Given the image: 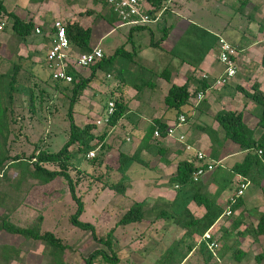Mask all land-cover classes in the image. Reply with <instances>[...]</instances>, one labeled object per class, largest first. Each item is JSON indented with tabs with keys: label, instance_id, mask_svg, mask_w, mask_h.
<instances>
[{
	"label": "trees",
	"instance_id": "trees-1",
	"mask_svg": "<svg viewBox=\"0 0 264 264\" xmlns=\"http://www.w3.org/2000/svg\"><path fill=\"white\" fill-rule=\"evenodd\" d=\"M35 1L31 0V2ZM43 1L38 0L37 2L41 3ZM95 2L98 3L97 0ZM166 2L167 0H148L149 5L153 8L152 14H157L164 10L167 5ZM101 3L107 7L106 0H101ZM0 16H5L6 22L10 23L12 34L18 39V45L26 44L33 36L39 37L46 45H49L54 36L53 23L48 28H40L42 34L37 35L35 33L37 27L33 17H20L15 10L7 11L1 0ZM101 20L106 21L111 26L123 24L118 15L110 8ZM64 27L72 53L86 54L94 49L90 45L91 25L84 27L78 21L66 20ZM147 28L148 25L135 26L131 28V32ZM166 30L164 29L163 37L157 43L165 39ZM156 45L158 44L153 46ZM217 47L218 37L198 25L190 24L188 26L178 45L169 51L172 59L175 58L180 64H188L193 67L192 75L187 78L184 84L179 86L170 82L172 70L169 64L158 73L141 65L131 70L128 62L132 57V53L125 52L123 46L119 47L112 56H106L103 53L102 59L89 67L90 74L88 76H85L81 71L84 69L75 70L70 67L67 71L72 76V82L69 84L53 80L50 72L41 80L42 77L37 76V70L26 67L21 57H18L15 61L0 58L1 63L10 62L6 71H0V174L4 177L9 170L15 171V180L14 183H11V186L18 192L25 185L28 186V181L30 180L40 186L49 185L57 179H61L66 183L70 198L75 204V210L70 216L71 225L81 231L88 232L92 240L104 246V248H98L89 254L83 260V264H98V260H100V264L119 263L121 260L119 252L131 244L134 241V237L125 240V244L121 246L118 243L117 236L120 231L117 229L128 224L142 222H146V224L148 223L151 226L159 219H165V221L166 219L168 221L173 219L175 224L186 230L182 239L175 245L169 246L164 252L159 264H181L192 250L194 241L199 243L198 252L205 257L204 264H216L226 256L234 264H248L250 253L240 249L239 241L246 236H251L255 243L264 240V212L258 215L255 223H250L245 230L237 232L236 245L234 247L228 246L225 249L226 246L222 245L219 250H217L218 248L210 250L208 247L209 242L203 238L219 218L224 217L229 220L239 209L242 197H238L233 201L230 199L235 193L236 187L241 183L259 188L264 203V93L259 89L257 82H253L248 90L240 85L237 86L244 99V108L248 102L260 108V114L256 116L257 123L254 127L250 128L248 122L245 121L243 110L216 112L213 116V120L218 125V130L216 131L207 126L199 127L202 132L208 135L212 146H218V150H223L226 143H231L242 151L244 155L240 162L234 163L226 170L219 165L218 156L212 155L214 161L208 158H206V161L213 162V169L205 171L203 176L197 182H194L193 173L198 169L195 158L193 160L180 161L177 164L175 174L169 180V184L174 189L173 200L164 206L149 205V202L144 201L132 204L121 214L117 219L118 221L114 223L115 225L108 228L109 232L106 233L105 239L97 236L96 227L92 223L80 221L84 211V204L76 194L74 181L69 174V167L72 165L78 169L79 165L86 161L85 158L88 153L93 152V158H87V161L93 165L103 166L107 171H113L120 175L119 179L115 181L107 179V182L104 183L105 188L112 190L116 195L123 194L125 190L123 183L129 182L126 178L130 167L133 164H140L144 167L149 166L150 160L154 156L153 150L160 147L159 140L167 138V128L170 125H174L181 115L185 117V121L188 123L191 119V110H193L191 108L193 106L192 100H195L199 93L204 94L209 86H215V81L218 78L214 81L209 78L198 79L193 74L200 69L206 55L210 51L218 50ZM43 63H46V58ZM260 65L264 69V54ZM100 71L104 72L106 78L112 76L118 82L119 90L125 86L136 90V96L146 88L155 87L156 78L170 84L162 99V103L165 106L164 113L170 114L171 117L165 118V116H162L160 119H154L152 123L147 124L144 128V136L130 157L122 151V145L126 142L125 136L121 137L119 145L115 147L117 151L115 156L109 159V154L107 153L109 148H112L107 141L109 136L108 128L114 127L129 113L128 105L121 95L115 96L113 92L110 93L108 102L112 101L114 103V111L103 130H98L100 125H96V121H86L81 126L74 121V107L80 102L89 84L97 77V73ZM41 84L42 87L44 86L43 89L49 91V93H46L47 95L44 93L45 90L41 89ZM190 86H193L192 91H190ZM42 93L45 98L49 96L47 101L50 102L55 96L62 98L69 96L66 113L68 124L66 141L56 152H50L49 144L39 140V143L37 142L33 145L31 154L26 158H24L23 154L12 155L10 148L7 147V139L11 133V124L15 122L13 103L20 99L27 104L28 110L32 111L35 109L36 104L41 106ZM202 100L203 97L196 107L200 105ZM106 106L103 108V115ZM257 130H259L258 135H256ZM155 132H158L157 137L154 136ZM165 150L167 149L165 148ZM145 152L148 155L147 158H144L143 154ZM113 159L115 163L112 162L111 164ZM204 170H206L205 166ZM235 179H237V182ZM203 183H216L215 191L210 193ZM233 184L235 185L234 189L232 188ZM31 188H33L32 185L25 188L22 193L26 194ZM228 190L230 193L227 194L222 203H219L217 197ZM3 196L0 197V204L4 202ZM191 203L204 210L201 217H195L189 211L188 206ZM5 209L0 213V233H3L7 238H20L22 241L18 244L19 246L30 241L38 242L43 247L42 253L47 264H63L67 248L53 232L43 230L41 216H38L29 224H19L12 221V214L17 210V206ZM227 211H230L229 216H225ZM237 219L239 218L237 217L235 220ZM234 221L231 224H234ZM144 231L139 233V235H143ZM119 234L123 236V232ZM182 240L186 242L185 246L187 248L180 246ZM212 240L216 241L219 246L221 237L212 235ZM18 245L15 246L12 243L0 244V264H13L19 260L21 253ZM263 259L262 253L257 254L252 257L251 264H264Z\"/></svg>",
	"mask_w": 264,
	"mask_h": 264
},
{
	"label": "crops",
	"instance_id": "crops-1",
	"mask_svg": "<svg viewBox=\"0 0 264 264\" xmlns=\"http://www.w3.org/2000/svg\"><path fill=\"white\" fill-rule=\"evenodd\" d=\"M33 4L34 3L30 2L27 6L21 8L16 5L13 10H15L20 17H33L36 27L39 28H48L51 26V23L48 22V17H53L56 20L63 22L66 20H75L84 27L91 25V47L101 48V42L107 38H111L110 43L115 47L113 49L114 52L119 47L123 46L125 52L132 53L131 59L128 58L130 60H128V63L131 66V70L134 67L141 65L146 69H152L158 73L157 70L154 69L156 67L153 65L156 61L160 64L163 63L164 67L169 64L172 70L170 82L178 86L184 84L187 78L192 75L193 67L188 64H180L177 59H172L171 56L170 58L164 60V56L159 55H161L162 52L163 54H169V51L178 45L190 24L198 25L218 37V50L210 51L206 55L200 69L193 74L196 78L200 79L205 75L206 78L214 81L223 75L224 67L218 60L220 40H224L238 49L235 59L236 75L222 87L209 86V88L204 92L203 100L198 107H196V105H198L196 103V99H193L191 102L193 103V106H191L193 109L191 110V119L178 130L179 132L185 134L187 143L192 147V149L185 150L184 146L177 141V135L159 140L160 147L153 150L154 156L152 159L150 158V165L144 167L140 164H133L130 167L126 178V180L131 183H123L125 186L123 194H114L113 198L117 200L122 196L124 197V200H127L125 199V196L128 197L130 194L132 195V198L130 199L131 202L133 201L132 204L144 201L155 203L157 206L168 205L174 198V189L169 184V180L175 174L177 164L183 160H193L196 151H203L206 154V157L213 161L214 158L212 155H217L219 158V165L226 170L234 163L241 161L244 155L242 151L238 150L231 143H226L223 150H218V146H212L208 135L202 132L199 127L207 126L214 131L218 130V125L213 120V116L216 112L229 110H243V117L245 121L248 122L250 128H252L250 124L253 122L255 124L257 123V117L255 116V110L252 108V103L248 102L244 108V99L242 94L238 91L239 87L237 86L240 85L248 90L253 82H257L259 84V89L264 93V69L260 65L264 51L262 55L258 52V49L260 50L259 46L264 44V0H167L166 8L161 14L162 19L165 21L164 29H167V36L165 40H161L157 43L162 37L160 39H155V37H153L154 35L151 33V40L144 46L139 42L138 38H136V40L134 39V35L138 37L140 35V31L142 30L131 32L132 27L130 26H111L104 20H101L102 22L100 21V24L97 25L91 24L90 20L93 11L87 9V3H85L84 0H70L68 2V8L65 12L61 11V7L59 5L51 7L48 0H44L39 3L36 5L37 7L32 10L30 5ZM29 7L31 9H29ZM62 12H64V14ZM76 12H78V14H76ZM22 13L24 15H22ZM83 13L85 14L83 15ZM99 28H102V30L101 32H96L95 36L93 34L94 30L97 31ZM124 38L127 40H124L123 42L122 39ZM168 39H170V44L168 48H165L164 44L165 42H168ZM119 42H121V44L117 45ZM127 43H130L131 48H125ZM155 44L158 45L153 46ZM28 47L31 49L33 48V45H28ZM48 47L49 45L44 51V59ZM30 49L26 50V57L22 55L20 56L22 57L21 59L26 62V67L35 69V67H37L35 63L38 60L34 58L29 59L32 55V53H30ZM146 51L150 52L149 54H152L149 56L151 57L150 60L148 59L149 62L142 59ZM73 54L78 55L79 53L73 52ZM46 70L49 71L47 66ZM155 83V87L146 88L137 96L136 90L126 86L134 92L128 96L135 97L134 100L128 104V112L132 114L129 116H133V121H131L132 124L127 127L128 133L125 137V143H127L128 146L126 149L122 148V151L129 157L132 156L138 146V143L144 136V128L147 124L152 123L154 119H160L162 116H165V118L171 117L170 114L164 113L165 106L162 103V99L170 84L159 78L155 79ZM116 85L112 87H116ZM192 90L193 86H190V91ZM122 91L119 89L112 91L110 89V93L113 92L115 96H119L121 94L122 96H127L125 91ZM126 92L128 94V91ZM82 98L83 96L80 100H82ZM122 120L123 119L111 128V133H117ZM169 123H171V121H169ZM165 148L167 150H165ZM114 151L117 154V151ZM114 151L112 150L110 152V155L108 156L109 159L113 157L112 154ZM143 155L144 158H147L148 156L146 152ZM119 177L117 179H119ZM235 181L237 182V179H235ZM150 185L157 188L158 192H160V194L157 192L154 200H151L150 197L147 196L142 197L140 196L141 194L136 193L140 190L136 192L133 190L135 188H147ZM203 185L210 193L214 192L216 189V183H203ZM234 186L235 185L233 184L232 188ZM228 193H230L229 190L220 194L217 197V201L222 203ZM243 196L239 209L234 213L233 217L229 220L224 217L219 218L209 231L215 237H221L220 247L224 245L226 246L225 249H227L228 246L234 247L236 245L237 232L245 230L250 223H255L258 215L261 212H264L263 199H261L263 206H253L247 208V203ZM188 209L195 217H201L204 213V210L201 207H198L193 203L189 204ZM102 212L99 214L100 217H103L102 215H104L107 222L111 221L108 228L113 227L115 225V217H117L116 209H110V211L106 210ZM237 217L239 219L235 220ZM163 220L159 219L157 220V223L154 222L151 226L148 223L146 224V222L128 224L118 228L117 230L123 232V236H129V238L132 237V234L141 233L145 229L146 232L158 229L164 231L163 238L158 241H160L161 244L167 243V247L159 255H157L158 257L156 259L157 262H159L168 247L175 245L178 241H180L186 231L175 224L173 219H170V221L166 219L164 224L160 225V221ZM233 221L234 224H231ZM166 235L168 237L170 236V238L166 239ZM198 244L199 243L197 241H194L192 250L181 264H188L187 262L192 254L196 251L198 252ZM239 244L238 245L241 250L248 251L250 253V256L248 257V264H251V259L255 256L254 249H256L259 245L262 246L264 244V240H261L259 243H255L253 242L251 236H246L239 241ZM185 245L186 242H183L182 240L180 242V246L182 247ZM185 248H187V246H185ZM198 255L202 261L200 264H204L205 257L200 255V253ZM228 261L231 260L226 256L223 257L219 263L228 264Z\"/></svg>",
	"mask_w": 264,
	"mask_h": 264
},
{
	"label": "rangeland",
	"instance_id": "rangeland-1",
	"mask_svg": "<svg viewBox=\"0 0 264 264\" xmlns=\"http://www.w3.org/2000/svg\"><path fill=\"white\" fill-rule=\"evenodd\" d=\"M1 1L7 11H12L16 5H18L19 8L25 7L31 2V0ZM37 1L38 0L32 2L34 4L30 5L32 10L35 9L37 7L36 5L39 4ZM69 1L70 0H48L51 7L59 5L61 7V11L64 12L68 8ZM95 1L96 0H84V2L87 3V9L93 11L90 20L91 24L97 25L100 24L101 19L107 14L109 7H105V5L101 3V0H97L98 3ZM31 8L29 7V9ZM64 12L62 13L64 14ZM76 14H78V12H76ZM84 14L85 13H83V15ZM22 15L24 14L22 13ZM48 20V22L51 24L57 21L53 17H48ZM1 23L5 24V27L0 30V58L15 61L18 59V57H21L20 55L26 57V50L30 49L28 45H33V48L30 49L32 56H30L29 59L34 58L38 60L35 63V65H37L35 70H37V76L42 77L41 80H43L47 73H49V71L46 70V63H43L44 51L47 49L48 45H46V43L37 36H33V38L26 44L18 45V39L14 34H12L10 23L6 22L5 16H0V24ZM62 23L64 24L65 22L62 21ZM164 23L165 21L161 16L160 20L148 24L149 29L140 31V35L138 37L134 35V39L136 40V38H138L139 42L143 46L151 40V33L154 35L153 37H155V39H160L164 34ZM101 30L102 28L97 29V31L94 30L93 34L96 36V32H101ZM125 38L122 39L123 42L124 40H127ZM110 40L111 38H107L101 42L102 49H100L103 50L106 56H112L114 54L113 49L115 47L110 43ZM121 42L117 43V45L121 44ZM169 44L170 39H168V42H165L164 47L168 48ZM129 47L131 48V45L130 43H127L125 48L129 49ZM259 48L260 50L258 49V52L260 55H262L264 51V44L260 45ZM149 53L150 52L146 51L142 59H145V61L149 62L148 59H151L149 56L152 55ZM162 54L163 52L159 56H164V60L170 58V54ZM22 61L24 60L22 59ZM9 63L0 62V71H6ZM153 65L156 67L154 69H156L157 72H161L164 67L163 63L160 64L157 63V61ZM81 71L85 76L90 74L89 68ZM114 85H116V87H112ZM117 87L118 82L112 78V76L106 78L104 72H98L97 77L89 84V87L85 91L82 100H80V102L74 107L73 116L75 123L81 126L86 121L95 122L96 120H100L102 121V125L98 126V130H103L106 126V123L103 122V108L106 106L110 97V89L112 91L115 89L117 90L119 89ZM43 88L44 86L41 89L45 90L44 93L47 95L46 93H49V91ZM120 90H123L122 92L125 91L127 95L122 96L121 94V97L124 99L127 105L134 100L135 97L128 96L129 94L134 93L132 89H129L125 86ZM126 91H128V94ZM47 97L49 98V96ZM47 97L45 98L44 94L42 93L41 98L43 99H41V106L36 104L35 109L32 111L28 110L27 104L20 99L13 103V116L16 123L14 122L11 124V133L7 139V147L10 148V153L12 155L23 154L24 158H26L31 154L33 145L39 140H41V142H45V144H49L50 152H56L66 141L65 139L68 131L66 113L68 110L69 96H65L67 98L55 96L51 102L47 101ZM252 108L255 110V116H258L260 114V108L255 104H252ZM129 115L132 114L129 113L125 116V118H123L117 133H111V127L108 128L109 136L107 141L112 147L109 148L107 152L109 155L110 152L112 150L114 151L116 149L115 147L119 145V141L122 139L121 137H124V135L126 137L128 133L127 127L131 126V121H133V116ZM246 119L248 120L247 117ZM250 126L254 127L255 123L253 122L250 124ZM258 133L259 130L256 131V135H258ZM127 146V143H124L122 148L126 149ZM114 154H116L115 151L112 155L115 156ZM85 160L86 161H83L79 165L78 169L72 165L68 169L69 174L75 184L76 194L81 198L84 204V211L80 217V221L92 223L96 227V233H98L97 236L99 238L101 237L102 239H105L106 233L109 232L108 226H110L111 221L107 222L106 217L104 215H102L103 217H100L99 214L102 211L116 209L117 213H115L117 214V217L114 216L116 219L114 223L117 222V219L121 216V214L130 207L129 205L133 203V201H130L132 195L129 194L128 197L125 196V199L127 200H124V197L122 196L117 200L113 198L114 193L112 190L105 188L104 183L107 182V179L115 181L120 175L114 173L113 171H107V169H104L103 166L91 164L89 161H87V157ZM112 162H114V159L111 160V164ZM15 175V171L13 170H9L4 177L0 174V197L4 195V202L0 204V213L4 211V208L10 209L13 206H17V210L12 214V221L19 224H29L35 218L41 216L43 230L53 232L54 235L67 248L65 251L63 264H83V260L94 250L98 248H104L102 244L92 240L91 235L88 232L81 231L80 229L71 225L70 216L75 210V204L71 200L67 185L63 180L57 179L46 186H40L34 181L30 180L28 181V186L25 185L23 189L18 192L11 186V183H14ZM30 185H32L33 188L28 190L26 194H23L22 192L24 189ZM151 185L147 188H135L133 190L135 192L140 190L136 193L141 194L140 196L142 197L147 196L150 197L151 200H154L158 189L152 187ZM158 193L160 194V192ZM243 197L247 203V208L253 206H263L260 190L256 188V186L249 185ZM149 205H155V203H150ZM164 222L165 220L160 221V225L164 224ZM155 223H157V221ZM144 232L145 233L143 235H139V233L132 234L134 241L127 245L124 250L119 252V257H121V260L117 264H159L156 259L158 257L157 255H159L167 247V243L161 244L160 241H158L163 238L164 231L158 229L147 233L146 231ZM118 233V243L122 246L125 244V240H127L129 236H121L120 234L118 235ZM166 237V239L170 238V236L168 237L167 235ZM21 241L22 240L20 238H7L3 233H0V244L12 243L16 246ZM19 247L21 253L19 260L13 264H47L43 257V247L40 243L30 241ZM219 249L220 244L217 250ZM254 252L255 255L262 253L264 258V244L262 246L259 245L256 247ZM198 254L199 252H194L187 263H202ZM220 261L221 260H219V262ZM219 262L216 264H220ZM97 263L100 264V260H98ZM228 264H234V262L228 261Z\"/></svg>",
	"mask_w": 264,
	"mask_h": 264
},
{
	"label": "built area",
	"instance_id": "built-area-1",
	"mask_svg": "<svg viewBox=\"0 0 264 264\" xmlns=\"http://www.w3.org/2000/svg\"><path fill=\"white\" fill-rule=\"evenodd\" d=\"M107 6L112 9L122 21V25L130 27L148 25L152 22H156L161 19L162 11L157 14H152V7L149 5L148 0H106ZM4 27V24H0V30ZM54 36L49 43L48 50L46 52V64L47 68L52 76L53 80L60 81L64 84L72 82V76L68 73V69L71 67L75 70L88 69L90 66L98 63L102 57L103 52L100 48H94L91 52L86 54L74 55L69 48V41L66 36L65 27L62 21H55L53 23ZM37 35H41V29L37 27L35 29ZM237 56V48L230 45L224 40L219 41V55L218 60L224 67L223 75L215 81V86L222 87L228 80L232 79L236 75V63L235 58ZM203 78H206L204 75ZM203 97L202 93H199L196 97V103H198ZM114 111V103L109 101L106 109L104 110L103 122L108 123L110 116ZM102 121L97 120L96 125H101ZM186 124L185 117L179 116L177 122L174 125H170L166 130L167 137H173L177 135V141L184 146L185 150H190L192 147L187 143L185 134L178 130ZM154 136H158V132L154 133ZM260 153V152H259ZM94 153L90 152L87 158H93ZM194 158L198 165V169L193 173V181L197 182L200 177L203 176L205 171H211L214 167L213 162L206 161V154L203 151H196ZM204 166L206 170H204ZM248 185L241 183L235 190V193L231 197V201L244 195V191ZM230 211L225 213V216H229ZM203 238L207 240L210 250H216L218 243L212 240V234L207 232Z\"/></svg>",
	"mask_w": 264,
	"mask_h": 264
}]
</instances>
